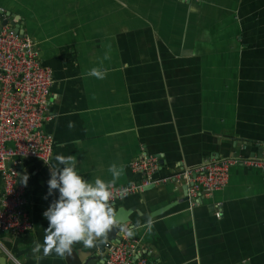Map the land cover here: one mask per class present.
<instances>
[{
	"label": "crops",
	"instance_id": "crops-1",
	"mask_svg": "<svg viewBox=\"0 0 264 264\" xmlns=\"http://www.w3.org/2000/svg\"><path fill=\"white\" fill-rule=\"evenodd\" d=\"M0 8L1 21L33 38L54 72L44 125L54 136V168L57 154L74 155L86 178L110 179L116 163L123 171L115 185H126L142 181L131 162L145 154L158 159L157 177L264 156V0H0ZM9 166L29 198L33 229L0 234V264H37L32 249L49 226L43 212L59 193L48 194L43 160ZM186 185L151 184L116 201L148 259L264 264L263 170L233 165L225 189L196 199L184 200ZM149 218L151 230L132 227ZM98 261L93 247L77 243L39 264Z\"/></svg>",
	"mask_w": 264,
	"mask_h": 264
},
{
	"label": "built area",
	"instance_id": "built-area-1",
	"mask_svg": "<svg viewBox=\"0 0 264 264\" xmlns=\"http://www.w3.org/2000/svg\"><path fill=\"white\" fill-rule=\"evenodd\" d=\"M0 13H5L2 8ZM1 17L0 14V173L3 178L0 234L19 236L32 230L33 222L28 210L29 198L18 182V171L9 162L16 158H37L51 163L55 141L44 125L49 118L55 76L42 63L34 39L4 25ZM236 164L259 167L264 174V156L261 159L238 156L157 177L158 159L145 154L131 162V168L143 175L142 181L115 185L112 202L145 186L172 180H184L189 186L190 198L211 196L227 187L231 167ZM128 230L125 229L120 241L107 248L108 256L102 264H153L138 242L127 235ZM0 246L3 247L1 241Z\"/></svg>",
	"mask_w": 264,
	"mask_h": 264
},
{
	"label": "clouds",
	"instance_id": "clouds-1",
	"mask_svg": "<svg viewBox=\"0 0 264 264\" xmlns=\"http://www.w3.org/2000/svg\"><path fill=\"white\" fill-rule=\"evenodd\" d=\"M89 74L99 79L105 75L96 68ZM55 160V168L45 160L51 170L48 194L58 190L59 195L43 212L49 226L45 229L43 243L35 242L32 249L34 254H40L36 257L37 264L52 253L59 257L70 254L77 243L88 248L94 247L114 227H118L121 234L125 231L118 223L119 215L112 203L113 187L122 175L123 166L111 164L108 167L110 179L100 176L89 179L80 171L74 155L57 154ZM27 181L26 175L23 183L27 184ZM152 226L153 221L149 218L144 224L137 223L132 227L151 230ZM127 235L131 237L133 232L128 230Z\"/></svg>",
	"mask_w": 264,
	"mask_h": 264
},
{
	"label": "water",
	"instance_id": "water-1",
	"mask_svg": "<svg viewBox=\"0 0 264 264\" xmlns=\"http://www.w3.org/2000/svg\"><path fill=\"white\" fill-rule=\"evenodd\" d=\"M2 23L4 25L9 24L8 20H4L2 21ZM16 25V24H15ZM16 31L21 34L24 35V31L20 28V27H16L15 28ZM189 186L186 185V192H185V199H189L188 195H189ZM113 206H116V201L112 202ZM168 209V208H166ZM165 209V210H166ZM116 210V209H115ZM118 212L119 215V221L118 223L121 225V227L123 229H125V225H127V223H129L131 220L129 218L130 216V212H128L124 207H120L116 210ZM163 211H159V212H153L151 216L155 217L159 214H161ZM123 234H121V232L119 231L118 227H114L112 230H110V232L108 233V236H106L102 241H97L95 246L93 247L94 253L96 254L97 258L99 259L98 264H102L103 260L108 256L107 255V248H109L114 242H118L122 239Z\"/></svg>",
	"mask_w": 264,
	"mask_h": 264
}]
</instances>
